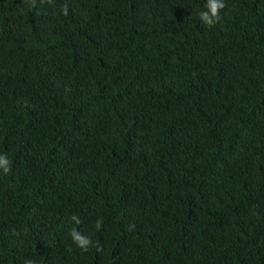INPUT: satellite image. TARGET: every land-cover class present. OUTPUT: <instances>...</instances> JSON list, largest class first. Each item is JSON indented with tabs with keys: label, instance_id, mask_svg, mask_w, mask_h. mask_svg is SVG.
I'll list each match as a JSON object with an SVG mask.
<instances>
[{
	"label": "trees",
	"instance_id": "trees-1",
	"mask_svg": "<svg viewBox=\"0 0 264 264\" xmlns=\"http://www.w3.org/2000/svg\"><path fill=\"white\" fill-rule=\"evenodd\" d=\"M225 3L0 0V264H264V0Z\"/></svg>",
	"mask_w": 264,
	"mask_h": 264
},
{
	"label": "clouds",
	"instance_id": "clouds-1",
	"mask_svg": "<svg viewBox=\"0 0 264 264\" xmlns=\"http://www.w3.org/2000/svg\"><path fill=\"white\" fill-rule=\"evenodd\" d=\"M44 2L45 0H40L41 4ZM32 7H36V0H32ZM226 7L227 5L225 0H205L204 10L200 11L198 14L199 20L205 25L214 26L220 20L221 12ZM61 12L65 16L68 15V6L64 5ZM0 171H2L5 175L11 171V161L6 153H0ZM70 219L75 225L68 232V236L73 244L83 251H88L90 247L94 246L96 252H102L103 247L98 241L94 243L89 237L83 235L78 230L77 226L81 224L80 218L73 214ZM102 226L103 220L97 219L95 223L96 229L99 230ZM11 235L18 236L19 233L13 229ZM23 264H38V262L35 259L26 258L23 261Z\"/></svg>",
	"mask_w": 264,
	"mask_h": 264
}]
</instances>
